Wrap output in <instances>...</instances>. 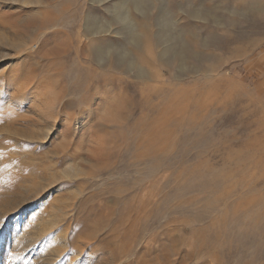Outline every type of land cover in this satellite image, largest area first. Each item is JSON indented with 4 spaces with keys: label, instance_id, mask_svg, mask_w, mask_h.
Listing matches in <instances>:
<instances>
[{
    "label": "rangeland",
    "instance_id": "rangeland-1",
    "mask_svg": "<svg viewBox=\"0 0 264 264\" xmlns=\"http://www.w3.org/2000/svg\"><path fill=\"white\" fill-rule=\"evenodd\" d=\"M0 264H264V0H0Z\"/></svg>",
    "mask_w": 264,
    "mask_h": 264
},
{
    "label": "bare ground",
    "instance_id": "bare-ground-1",
    "mask_svg": "<svg viewBox=\"0 0 264 264\" xmlns=\"http://www.w3.org/2000/svg\"><path fill=\"white\" fill-rule=\"evenodd\" d=\"M56 98H57V95L54 93H52V118H54V119H56L57 118V116H54V114L53 113H55V109L57 108V104L58 103H55V102H53V100H55L56 101ZM58 99V98H57ZM45 101V100H44ZM50 127H48V128H46V131H47V134H49V132H50ZM25 214V213H24ZM22 243V242H21Z\"/></svg>",
    "mask_w": 264,
    "mask_h": 264
}]
</instances>
